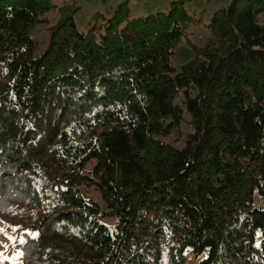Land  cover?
Instances as JSON below:
<instances>
[{"label":"trees","instance_id":"obj_1","mask_svg":"<svg viewBox=\"0 0 264 264\" xmlns=\"http://www.w3.org/2000/svg\"><path fill=\"white\" fill-rule=\"evenodd\" d=\"M187 1L125 0L82 30L77 3L0 0V221L20 264H264V0L215 9L176 66Z\"/></svg>","mask_w":264,"mask_h":264},{"label":"rangeland","instance_id":"obj_2","mask_svg":"<svg viewBox=\"0 0 264 264\" xmlns=\"http://www.w3.org/2000/svg\"><path fill=\"white\" fill-rule=\"evenodd\" d=\"M59 2H74L80 6V12L76 15L75 20L80 29H85L89 16L95 11H104L106 8L116 5L119 2L125 0H56ZM228 0H188L185 4L187 9L192 12L194 17L193 23L188 29L187 35L183 37L175 48V65L180 64L189 60L192 56L190 44L201 46L206 41L208 34L204 23L208 16L218 7L223 6ZM168 0H128V5L132 9L135 15H145L155 10L165 9ZM46 16L51 17L52 14ZM259 22L264 25V15L259 17ZM31 36L35 39L38 45V52L42 51L48 42V32L44 24H37L31 32ZM190 124L188 118L185 116V121L180 125L179 132L173 133L169 138L168 142L174 143L180 146L182 139L186 133L190 131ZM182 136V137H180ZM177 137V142L173 141ZM173 141V142H172ZM88 194L96 200H99L97 194L92 190L88 189ZM14 228V227H13ZM0 264H20L19 256H16V252L12 247V241L7 236L13 235L10 233L11 225H3L0 221ZM9 233V234H8ZM7 234V235H6ZM8 245L4 248L2 245Z\"/></svg>","mask_w":264,"mask_h":264},{"label":"snow or ice","instance_id":"obj_3","mask_svg":"<svg viewBox=\"0 0 264 264\" xmlns=\"http://www.w3.org/2000/svg\"><path fill=\"white\" fill-rule=\"evenodd\" d=\"M14 230H15V229H14ZM0 231H3V230L0 229ZM6 235H7V234H6ZM27 235L35 237L37 234H36V233L28 232ZM7 238H8L10 241H12L13 247H16L17 242H18L19 244H24V243L26 242L25 239H24V236H20V237L18 238V241H17L16 238H14V237H12V236H10V235H8ZM2 246H3L4 248H7V247H8V245H6V244H5V245H2ZM257 247H259V245H257ZM15 254H16V256H23V252H20V251H17ZM2 255H3V254L0 253V256H2Z\"/></svg>","mask_w":264,"mask_h":264}]
</instances>
